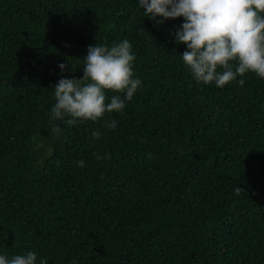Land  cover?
Segmentation results:
<instances>
[{"label": "trees", "instance_id": "1", "mask_svg": "<svg viewBox=\"0 0 264 264\" xmlns=\"http://www.w3.org/2000/svg\"><path fill=\"white\" fill-rule=\"evenodd\" d=\"M183 22L157 24L139 0H0V254L264 264V79L196 82ZM123 40L142 81L124 110L53 119L54 87L83 76L89 46Z\"/></svg>", "mask_w": 264, "mask_h": 264}, {"label": "clouds", "instance_id": "2", "mask_svg": "<svg viewBox=\"0 0 264 264\" xmlns=\"http://www.w3.org/2000/svg\"><path fill=\"white\" fill-rule=\"evenodd\" d=\"M139 6L157 24L184 18L175 38L187 45L181 57L196 82L223 88L249 72L264 79V0H139ZM135 58L128 40L89 46L83 76L61 78L55 85L51 117L68 118L66 123L72 126L77 120L96 122L106 112H122L142 84L134 78ZM244 83L239 80L241 86ZM109 91L117 94L106 102ZM105 126L114 130L117 121H105ZM92 138L99 140L100 131L92 132ZM94 155L97 161L111 159V153ZM76 164L86 166L83 159ZM234 191L238 195L241 187ZM37 260L34 251L11 258L0 254V264H37ZM39 264L47 260L41 258Z\"/></svg>", "mask_w": 264, "mask_h": 264}]
</instances>
